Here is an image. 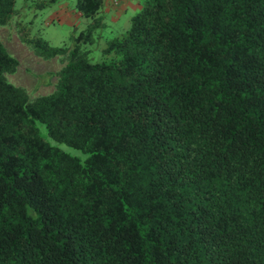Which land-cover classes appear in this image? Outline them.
<instances>
[{
	"label": "trees",
	"instance_id": "obj_1",
	"mask_svg": "<svg viewBox=\"0 0 264 264\" xmlns=\"http://www.w3.org/2000/svg\"><path fill=\"white\" fill-rule=\"evenodd\" d=\"M103 2L70 47L14 24L45 95L0 42V264H264V0H141L96 61Z\"/></svg>",
	"mask_w": 264,
	"mask_h": 264
},
{
	"label": "rangeland",
	"instance_id": "obj_2",
	"mask_svg": "<svg viewBox=\"0 0 264 264\" xmlns=\"http://www.w3.org/2000/svg\"><path fill=\"white\" fill-rule=\"evenodd\" d=\"M40 1L44 0H15L14 9L17 13L13 17L14 23L11 22L8 27L0 28V42L9 54L19 61L15 73L7 75L6 79L9 83L24 88L32 97L45 95L53 90L55 77L47 80L42 75L46 72H55L60 66L56 59L44 61L31 54L28 48L19 41L15 29L17 28V31L19 30L29 39L40 38L46 41L51 47H70L71 38L82 31L90 21L73 13L75 0H63L55 6H38ZM118 1L128 3V7L120 13L115 22L109 23L107 19H104L107 27L98 30L99 35L95 41L97 50L95 47L90 55L91 60L101 59L99 50L104 47L109 38L127 28L130 17L141 5V0ZM36 84L38 87L34 89ZM41 136L50 145L57 146L70 155L78 154L75 150L52 141L43 130Z\"/></svg>",
	"mask_w": 264,
	"mask_h": 264
},
{
	"label": "crops",
	"instance_id": "obj_3",
	"mask_svg": "<svg viewBox=\"0 0 264 264\" xmlns=\"http://www.w3.org/2000/svg\"><path fill=\"white\" fill-rule=\"evenodd\" d=\"M128 7V3H121L118 0H104L102 6V14L104 19H107L108 22H115L118 19L121 12ZM79 14L75 9L73 13ZM69 19V16H67ZM67 19V20H68ZM70 21V20H69Z\"/></svg>",
	"mask_w": 264,
	"mask_h": 264
}]
</instances>
